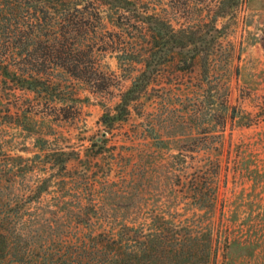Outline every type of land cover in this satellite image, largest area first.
Returning a JSON list of instances; mask_svg holds the SVG:
<instances>
[{"label":"rangeland","instance_id":"374dc122","mask_svg":"<svg viewBox=\"0 0 264 264\" xmlns=\"http://www.w3.org/2000/svg\"><path fill=\"white\" fill-rule=\"evenodd\" d=\"M153 1L175 29L215 39L211 57L228 59L229 68L217 63L205 77L199 61L190 72L178 71L177 60L167 64L128 118L110 128L100 116L129 85L130 71L111 48L96 51L108 88L65 78L61 109L39 104L0 72V199L46 217L212 216L218 264H264V0H235L234 7V0ZM225 99L234 120L225 119ZM86 183L92 190L83 193ZM211 183L215 210L196 208L194 187ZM37 186L45 190L36 194ZM90 201L93 210L77 209ZM133 201L144 209L128 208Z\"/></svg>","mask_w":264,"mask_h":264},{"label":"trees","instance_id":"16d2710c","mask_svg":"<svg viewBox=\"0 0 264 264\" xmlns=\"http://www.w3.org/2000/svg\"><path fill=\"white\" fill-rule=\"evenodd\" d=\"M235 4L234 0L230 6ZM154 6L153 0H0V59H5L0 72L19 90L33 92L39 104L61 109L62 80L81 81L91 90L108 88L109 77L97 63L96 51L111 48L119 66L130 71L129 85L100 116L110 128L128 118L132 103L167 64L177 60L178 71L190 72L199 61L205 77L217 63L223 62V72L229 68L228 59L211 57L215 39L201 37L191 27L175 29ZM218 16L215 13L210 20L215 31ZM226 100L225 119L234 120ZM181 155L178 150L175 157ZM63 170L68 176L65 165ZM51 174L43 178L44 188ZM83 188V193L92 190L89 183ZM43 190L37 186L35 193ZM193 196L196 208L215 210L212 183L195 186ZM133 202L128 208L144 209L140 201ZM95 206L90 201L78 203L77 209L85 212ZM24 210L0 199V264H218L212 216L174 217L152 211L124 220L25 215Z\"/></svg>","mask_w":264,"mask_h":264}]
</instances>
